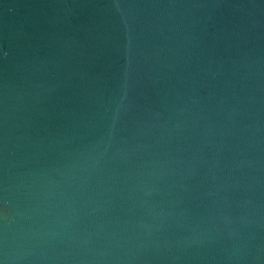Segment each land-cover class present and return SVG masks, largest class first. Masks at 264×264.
I'll return each instance as SVG.
<instances>
[{"label":"water","instance_id":"obj_1","mask_svg":"<svg viewBox=\"0 0 264 264\" xmlns=\"http://www.w3.org/2000/svg\"><path fill=\"white\" fill-rule=\"evenodd\" d=\"M0 264H264V0H0Z\"/></svg>","mask_w":264,"mask_h":264}]
</instances>
